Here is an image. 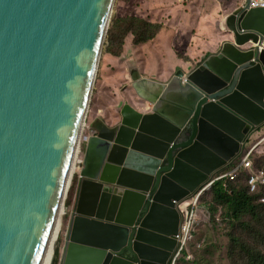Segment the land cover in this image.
<instances>
[{
	"label": "water",
	"instance_id": "1",
	"mask_svg": "<svg viewBox=\"0 0 264 264\" xmlns=\"http://www.w3.org/2000/svg\"><path fill=\"white\" fill-rule=\"evenodd\" d=\"M113 1L0 0V264H46ZM220 24L222 42L184 78L149 79L127 62L132 88L150 106L124 105L110 129L99 118L89 125L95 134L85 141L57 264H153L162 242L155 233L173 234L157 221L179 215L163 201L169 183L188 182L190 197L261 125L264 105L237 109L264 97V7L245 0ZM148 81L163 90L146 92Z\"/></svg>",
	"mask_w": 264,
	"mask_h": 264
},
{
	"label": "rangeland",
	"instance_id": "2",
	"mask_svg": "<svg viewBox=\"0 0 264 264\" xmlns=\"http://www.w3.org/2000/svg\"><path fill=\"white\" fill-rule=\"evenodd\" d=\"M242 1L243 0H241V3ZM174 3L178 4V7H181V12H185V14H180V20L182 21L178 27L177 20L173 24L178 14V12L175 11L177 5ZM240 4L238 6H240ZM171 6L172 10L170 11L167 8H163ZM152 11L154 12L152 13ZM127 15L143 17L151 22L164 21V24L162 23L163 26L159 35L152 38L146 44L138 46L135 43H132V37L128 36L126 38L125 50H119L117 44L114 42L109 45L108 33L104 36L97 61L96 78L94 80L88 111L82 127L84 135H88L89 133L95 134L89 125L92 121L94 122V120L98 118L108 126L117 125L121 118L120 110L124 105L134 106L138 110L139 108L137 107H141L142 105L145 107L150 106L147 101H144V99H140V97L137 96L131 86L132 80H130V68L127 67L129 59H134L136 69L143 77L149 79H162L164 76L168 75L165 72L169 73L174 69V72L172 71L173 73L171 75H175L182 71L184 78L188 71L187 68L192 69L199 64L202 60L201 56L205 55L208 48L212 47L215 44L216 39L221 36V30L218 31L219 29L216 26V23L212 21L214 18L213 11L206 8L204 13H202L197 6L190 3V0H114L110 11L108 31L116 17H125ZM121 25L122 21L119 20L117 26ZM165 27L168 29H164ZM192 29H194V31H192ZM138 48L139 50L136 52V49ZM181 54L186 55L188 60L183 59V55ZM169 77L161 82H166ZM129 97L131 99H129ZM146 104H149V106ZM80 128L81 124L77 133L76 142L78 141ZM263 138L264 124L259 126L256 131L248 137L244 143L242 151L238 152L237 157L231 163L238 165L246 153L250 149H253L249 155L251 163L250 169H264L262 161H260V165L254 166V160H259L258 157L254 156V151H258L260 154L264 155V140L261 141ZM84 146L85 141H81L78 147V150L80 149L78 164L75 163V166L77 165L76 167H78V169L81 166L80 161ZM78 169H75L70 177V185L62 206L63 213L61 212L59 218L58 232L51 247V249H53L54 258L55 249L58 250L57 262L60 258L64 244L67 223L71 214L74 212L76 204L80 185ZM208 181L209 179L207 182ZM72 187L74 190L70 197V203L68 204L67 196L69 189L71 190ZM198 190L188 198L191 200V203L189 200L187 201L189 210L187 214L185 213V218L181 225L185 224L189 217L191 204ZM201 209L205 210L204 207L196 204L194 222L190 227L191 236L186 241L182 251L176 257L174 264H196L195 260L201 261V264H204L209 260H211L213 264H228V261L225 258L224 249H219L222 246L220 235L212 229L209 214L202 212ZM183 251H186V258L180 257ZM175 252L176 248L170 257L169 264L172 261Z\"/></svg>",
	"mask_w": 264,
	"mask_h": 264
},
{
	"label": "trees",
	"instance_id": "3",
	"mask_svg": "<svg viewBox=\"0 0 264 264\" xmlns=\"http://www.w3.org/2000/svg\"><path fill=\"white\" fill-rule=\"evenodd\" d=\"M241 3V0H224V12H230ZM119 20L121 26H117ZM161 22H151L143 17L127 15L116 17L108 33V44H117L119 50L125 46L126 38L132 37V43L136 45L146 43L161 32ZM118 30V31H117ZM183 55V54H181ZM183 59L188 60L186 55ZM254 166H264V155L254 151ZM233 163L220 171H227ZM217 174H220L218 172ZM74 188L69 189L67 203ZM264 195L262 185H258L252 192L248 190L246 172L240 170L233 178L223 177L216 180L197 199V205L204 207L202 212L209 214L212 229L221 238L225 258L228 264H264V203L260 201ZM190 201V199L185 200ZM200 209V208H199ZM189 205H186L187 214ZM58 250L55 249L57 262ZM180 257L186 258V251ZM196 264L201 261L195 260ZM204 264H213L211 260Z\"/></svg>",
	"mask_w": 264,
	"mask_h": 264
},
{
	"label": "bare ground",
	"instance_id": "4",
	"mask_svg": "<svg viewBox=\"0 0 264 264\" xmlns=\"http://www.w3.org/2000/svg\"><path fill=\"white\" fill-rule=\"evenodd\" d=\"M144 88H145L146 92H148V93H151V91L154 88H157L159 90V92L163 90L162 87H159L158 85H155V84H153L152 82H149V81L146 82ZM177 88H179V86L175 85V87H173L168 92L167 97H166V101L169 100L170 94H171V92L173 90L176 93ZM157 96L155 97V99L157 98ZM257 101H258V103L239 101V106H238L237 110L243 111V112H258V111H262V106L264 105L263 98L259 97V98H257ZM108 129H109V127H108ZM106 131H108V130H106ZM81 134H82V137L80 138L79 143L81 141H86L89 136L93 135L91 133H89V136L84 135L83 134V130L81 131ZM78 147H79L78 141L76 142V140H75L73 148H72V154H71V158H70V163H69V166H68V169H67V173L65 175L66 180H65L64 185L62 186L61 191H60L59 201H58L57 208H56V211H55L51 233L49 234V238H48L46 264H50V261H51V258H52L53 249H51V247H52L53 241L55 240V237H56L57 232H58L59 218H60V215H61V212H62V206L64 204V200H65V197H66V194H67L66 189L68 190L69 185H70V181H71L70 177L74 173V170L78 169V167H76L77 165L75 166V163L78 164V158H79V150L80 149L78 150ZM119 151H120L121 154L125 153V150L123 151L120 148H119ZM200 164H201L202 167H210L211 166V164H209L208 161H200ZM91 174L95 175L96 171L91 172ZM187 185H188V182H185L183 186L169 183L168 187L164 191L163 201L165 203H167V204H174L176 207H178V204L180 202H183L184 200L189 198V197L188 198L186 197V195L189 194V193H187V191H188ZM178 198H181L180 202H177ZM193 202H194V199H193L192 203ZM166 221L167 220L157 221V223H156V224H158V225H156L157 228H161V229L166 230L169 233H173V234L168 236V235H162V232H156L155 233V235L161 237L162 242L160 244L159 250H157L155 253H151V254L154 255V258H156V260H151L150 261L153 264H166L167 260H166L165 257H166L167 252H169V253L173 252V250H175L174 248H176L178 243L180 242V234H179V232L181 230V226H180L179 232H178V229H175V228L168 229V228H166L164 226ZM174 232H175V234H174ZM152 238H156V237L152 236ZM143 246H144V244H143Z\"/></svg>",
	"mask_w": 264,
	"mask_h": 264
},
{
	"label": "built area",
	"instance_id": "5",
	"mask_svg": "<svg viewBox=\"0 0 264 264\" xmlns=\"http://www.w3.org/2000/svg\"><path fill=\"white\" fill-rule=\"evenodd\" d=\"M248 6L249 7H264V0H248ZM263 140L264 138L261 141ZM252 150L253 149H250L246 153V155L244 156V158L241 160V162L238 165L233 164L234 166L232 165L233 167L231 166L232 168L229 171H220V174L216 173L215 175L212 176V178L204 186H202L198 190L196 196L193 198L194 202L191 204V211H190L189 217L187 218L185 224L181 225V230L179 232L180 242L178 243L176 247L175 255L172 261L170 262V264H174L176 257L182 251L186 241L191 236L190 227L194 222V211H195L198 197L204 190L208 189L213 182L223 177H228L229 179H233L238 174V172L242 170L246 172L247 186L250 192L254 191L259 184L262 185L264 189V169L263 168L255 169V170L250 169L251 163L249 160V155L251 154ZM260 201L264 203V195L261 197Z\"/></svg>",
	"mask_w": 264,
	"mask_h": 264
},
{
	"label": "crops",
	"instance_id": "6",
	"mask_svg": "<svg viewBox=\"0 0 264 264\" xmlns=\"http://www.w3.org/2000/svg\"><path fill=\"white\" fill-rule=\"evenodd\" d=\"M190 3L191 4H194V6H197V8L202 12V13H204V10L206 9V8H208L209 10H211V11H213V13H214V18H213V22H215L216 23V26L219 28V25H221L220 23H221V19L222 18H224L228 13H230V12H224V10H223V6H224V0H190ZM174 4H176V3H174ZM242 4V3H241ZM240 4V5H241ZM177 5V8H176V10L175 11H177L178 12V14H177V16H176V18H175V20H174V22H173V24L175 23V21L177 20L178 21V25H177V27L179 26V24H180V22L182 21V20H180V14H185V12H181V7H178V4H176ZM163 8H167V9H169V11L170 10H172V6L171 7H163ZM154 11H152V13H153ZM152 13H151V15H152ZM150 15V16H151ZM218 22V23H217ZM161 23H163L164 24V21L163 22H161ZM164 29H168V28H164ZM163 29V30H164ZM220 29V28H219ZM190 30V29H189ZM192 31H194V29H192ZM219 31V30H218ZM223 32V30L221 31V36L219 37V38H217L216 39V41L217 42H219V43H221L222 42V38L225 36V34H223L222 33ZM190 34V33H189ZM159 35V33L156 35V37ZM175 35V34H174ZM150 41V40H149ZM148 41V42H149ZM126 43V42H125ZM147 43V42H146ZM146 43H142V44H146ZM191 43V42H190ZM141 44H138V46H140ZM211 47H209L208 49H210ZM124 50H125V46H124ZM138 50H139V48L138 49H136V52H138ZM191 50H192V47H191ZM203 51V50H202ZM132 60L134 61V59L132 58ZM135 62V61H134ZM135 66H136V64H135ZM176 69V68H175ZM173 72H174V69L172 70ZM165 72V73H167L168 75H166V76H164L162 79H156V78H154V79H156L157 81H164L165 79H167L173 72ZM150 78H153V77H150ZM264 98V97H263ZM129 99H131L130 97H129ZM147 106H149V104H146ZM138 110V109H137ZM261 125H263L262 123H261ZM260 125V126H261ZM259 127V126H258ZM184 202V201H183ZM183 202H181V203H183ZM180 204V203H179Z\"/></svg>",
	"mask_w": 264,
	"mask_h": 264
},
{
	"label": "flooded vegetation",
	"instance_id": "7",
	"mask_svg": "<svg viewBox=\"0 0 264 264\" xmlns=\"http://www.w3.org/2000/svg\"><path fill=\"white\" fill-rule=\"evenodd\" d=\"M132 59H129V61L128 62H130ZM251 100H252V103L254 102L253 101V99L252 98H250ZM120 114H121V110H120ZM121 116V115H120ZM120 120H121V118H120ZM262 124H264V120L261 122ZM108 126V125H107ZM109 127V129L110 128H112L113 126H108ZM92 134V133H91ZM87 136H89V134L87 135ZM214 162V159H210L209 161H208V163L209 164H211V163H213ZM228 165H230V164H228ZM227 165V166H228ZM226 166V167H227ZM218 172H220V171H218ZM207 182V181H206ZM206 182H204L203 184H201L198 188H197V190L199 189V188H201L202 186H204L205 185V183ZM196 190V191H197ZM189 195L190 194H188V195H186V197L188 198L189 197ZM109 200H110V198H109ZM185 201V200H184ZM179 205V215H178V217L177 216H169V218H168V220L165 222V227L166 228H168V229H171V228H175V229H178V232H179V229H180V226H181V224L183 223V221H184V218H185V206L187 205V201L186 202H183V203H181L180 202V204H178ZM177 239V238H176ZM177 242V241H176ZM175 243V242H174ZM177 244V243H176ZM176 247V246H175ZM175 249V248H174ZM174 251V250H173ZM172 253L173 252H167V254H166V260H167V263L166 264H169V260H170V257H171V255H172ZM124 255L126 256V257H128V253L127 252H124Z\"/></svg>",
	"mask_w": 264,
	"mask_h": 264
},
{
	"label": "clouds",
	"instance_id": "8",
	"mask_svg": "<svg viewBox=\"0 0 264 264\" xmlns=\"http://www.w3.org/2000/svg\"><path fill=\"white\" fill-rule=\"evenodd\" d=\"M244 4V0L242 1V4L241 5H243Z\"/></svg>",
	"mask_w": 264,
	"mask_h": 264
}]
</instances>
